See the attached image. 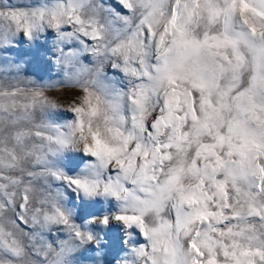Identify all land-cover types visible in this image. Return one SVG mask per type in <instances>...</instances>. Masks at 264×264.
<instances>
[{"label": "snow or ice", "instance_id": "1", "mask_svg": "<svg viewBox=\"0 0 264 264\" xmlns=\"http://www.w3.org/2000/svg\"><path fill=\"white\" fill-rule=\"evenodd\" d=\"M0 264H264V0H0Z\"/></svg>", "mask_w": 264, "mask_h": 264}]
</instances>
